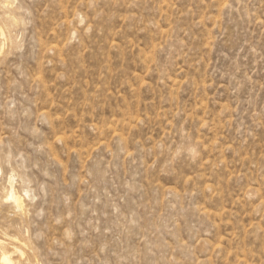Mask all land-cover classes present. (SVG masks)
<instances>
[{
	"label": "rangeland",
	"instance_id": "374dc122",
	"mask_svg": "<svg viewBox=\"0 0 264 264\" xmlns=\"http://www.w3.org/2000/svg\"><path fill=\"white\" fill-rule=\"evenodd\" d=\"M0 241L264 264V0H0Z\"/></svg>",
	"mask_w": 264,
	"mask_h": 264
},
{
	"label": "bare ground",
	"instance_id": "6f19581e",
	"mask_svg": "<svg viewBox=\"0 0 264 264\" xmlns=\"http://www.w3.org/2000/svg\"><path fill=\"white\" fill-rule=\"evenodd\" d=\"M10 199H13L14 196L11 195V197L9 196ZM17 200V199H16ZM19 201V200H18ZM0 245H1V241H0ZM17 251H20L18 248H16V246L13 247V250L11 252L15 253ZM21 253V252H20ZM13 260V259H12ZM7 250H3L0 253V264H12V261Z\"/></svg>",
	"mask_w": 264,
	"mask_h": 264
}]
</instances>
